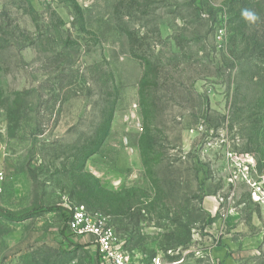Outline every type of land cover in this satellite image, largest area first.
<instances>
[{"label":"rangeland","instance_id":"rangeland-1","mask_svg":"<svg viewBox=\"0 0 264 264\" xmlns=\"http://www.w3.org/2000/svg\"><path fill=\"white\" fill-rule=\"evenodd\" d=\"M0 169V264H264V0H0Z\"/></svg>","mask_w":264,"mask_h":264},{"label":"built area","instance_id":"built-area-1","mask_svg":"<svg viewBox=\"0 0 264 264\" xmlns=\"http://www.w3.org/2000/svg\"><path fill=\"white\" fill-rule=\"evenodd\" d=\"M5 172L0 169V202L4 193ZM66 230L75 239L90 238V245L99 256L100 264H140L117 243L114 230L103 217L87 212L85 206L76 205L69 210ZM150 264H161L158 256Z\"/></svg>","mask_w":264,"mask_h":264},{"label":"clouds","instance_id":"clouds-1","mask_svg":"<svg viewBox=\"0 0 264 264\" xmlns=\"http://www.w3.org/2000/svg\"><path fill=\"white\" fill-rule=\"evenodd\" d=\"M242 17L249 23H253L258 19V16L250 10H243L241 12Z\"/></svg>","mask_w":264,"mask_h":264},{"label":"crops","instance_id":"crops-1","mask_svg":"<svg viewBox=\"0 0 264 264\" xmlns=\"http://www.w3.org/2000/svg\"><path fill=\"white\" fill-rule=\"evenodd\" d=\"M78 243L81 244V245H88L86 246V250H88L89 252L93 253L94 254V249H93V246H91L89 243H90V238L89 237H85V238H82V239H78Z\"/></svg>","mask_w":264,"mask_h":264},{"label":"trees","instance_id":"trees-1","mask_svg":"<svg viewBox=\"0 0 264 264\" xmlns=\"http://www.w3.org/2000/svg\"><path fill=\"white\" fill-rule=\"evenodd\" d=\"M102 140H100V142H101ZM97 148V147H96ZM36 212L35 211H31V212H28V213H26V214H23L22 216H20L19 218H29V217H32L34 214H35ZM68 216H69V212H68ZM67 216V218H66V223H67V221H68V219H69V217ZM66 223H65V227H66Z\"/></svg>","mask_w":264,"mask_h":264}]
</instances>
